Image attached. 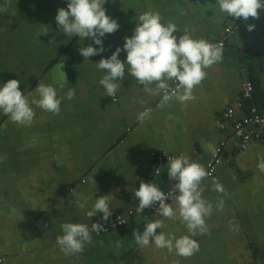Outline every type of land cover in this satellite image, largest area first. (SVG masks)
<instances>
[{
	"label": "crops",
	"instance_id": "obj_1",
	"mask_svg": "<svg viewBox=\"0 0 264 264\" xmlns=\"http://www.w3.org/2000/svg\"><path fill=\"white\" fill-rule=\"evenodd\" d=\"M214 2H106V15L120 27L106 34L107 51L89 57V63L79 48L90 40L69 39L56 27V9L65 8V0H0V83L18 79L25 93L33 92L37 83L52 85L59 96L69 88L75 91L71 100L62 101L57 115L33 106L34 119L27 127L0 115V264L264 262V173L256 168L257 158L264 157V143L238 147L232 122L219 128L228 109L234 120L247 117L251 105L264 110V10H258L257 18L226 19L217 14ZM150 10L158 11L162 22H174L181 32L177 36L187 30L210 43L224 41L222 60L205 69L193 99L184 103L162 105L159 96L138 89L142 86L127 73L113 97L105 96L97 84L101 74L94 64L122 46L136 16ZM248 25H254L251 31ZM125 55L121 51L118 58L123 61ZM245 81L253 84L247 101L242 97ZM221 141L226 146L215 177L228 195L212 191L210 179L201 181L203 196L214 210L206 220L207 234L194 237L199 243L194 255L178 257L154 245H136L133 230L142 232L144 223L159 218L154 212L137 213L121 228L91 235L79 254L67 255L55 244L65 222L91 226L104 221L99 213L86 216L101 195H109L111 219L136 209L132 194L141 181L169 189L174 182L168 180L166 161H158L159 156L184 153L206 168ZM220 199L224 205L217 210ZM157 231L186 234L178 220H166Z\"/></svg>",
	"mask_w": 264,
	"mask_h": 264
},
{
	"label": "clouds",
	"instance_id": "obj_2",
	"mask_svg": "<svg viewBox=\"0 0 264 264\" xmlns=\"http://www.w3.org/2000/svg\"><path fill=\"white\" fill-rule=\"evenodd\" d=\"M106 2L112 0H65L66 7L56 9L54 21L59 33L69 39L75 36L79 41L90 40L87 46L79 48V54L88 62L89 57L107 51L103 38L120 27L115 19L106 15L103 7ZM212 5L217 14L226 19L257 18L258 10H264V0H215ZM135 21L131 35L124 37L122 46L94 64L101 74L97 84L104 95L113 97L121 91V82L127 73L142 86L138 89L150 96H159L162 105L173 100L184 103L193 99L192 91L205 78V69L222 60V46L194 38L187 30L175 35L181 33L176 24L170 20L162 22L163 17L158 11H144L136 16ZM253 27L248 25L247 30L251 31ZM49 44H52L51 40ZM121 51L126 53L123 61L118 58ZM20 84L18 79L0 83V115L7 116L10 122L19 126L31 125L35 115L33 106L57 115L62 101L75 96L72 88L59 96L55 87L45 83H37L33 92L25 93L20 90ZM166 164L167 178L174 182L167 192L161 191L156 183L141 181L132 194L137 201L138 213L156 204L154 215L159 216L144 223L142 232L133 230V237L139 247L154 245L186 258L199 251V243L194 237L207 234L206 220L214 210L213 203L204 198L205 189L201 184L208 173L184 153L168 157ZM256 168L264 173V157L257 158ZM154 174L159 176L160 168L154 169ZM211 190L228 195L217 179L212 180ZM223 205V199L218 200L216 209H222ZM111 210L109 195H101L94 199L86 216L91 218L99 213L100 219L106 221L112 215ZM166 220H178L186 228V234L177 236L157 231L164 227ZM229 227L235 225L230 223ZM61 229L62 235L57 237L56 243L67 255L81 253L91 242L90 229L85 223L65 222ZM101 230H104L101 224L91 225L92 232Z\"/></svg>",
	"mask_w": 264,
	"mask_h": 264
},
{
	"label": "built area",
	"instance_id": "obj_3",
	"mask_svg": "<svg viewBox=\"0 0 264 264\" xmlns=\"http://www.w3.org/2000/svg\"><path fill=\"white\" fill-rule=\"evenodd\" d=\"M230 30L229 28H227L225 30L226 33H228ZM214 44H219L222 46H224V41L220 40ZM252 93H253V84L250 81H245L243 83V92H242V97L244 100H250L252 97ZM115 101V99H113ZM249 114L247 117H244L240 120H234L233 119V110L232 109H228L226 110L224 113H222L221 115V123L219 124V128L220 129H224V122H232L231 126H232V137L235 139L236 143L234 142V144L238 147H247L249 146L251 143L253 142H261L264 143V110H260L258 109L256 106L251 105L248 109ZM226 146V141H221L219 142L218 146L215 148V150L212 153L211 159L209 160V162L206 165V172L208 173V175L202 179V181L204 179H210L211 181L213 179H216L215 177V169L216 167L219 165L220 163V154L223 150V148ZM171 157V156H159L158 157V161L160 160H165L167 162V158ZM167 190L163 191V192H167ZM167 202V201H166ZM171 203V201H170ZM158 204V202H157ZM157 205L154 204L152 207L150 208H145L143 210L142 213H152L154 212V209ZM138 212L136 211V209L134 211L130 210L127 212V214L125 216L122 217H115V218H111V219H107L106 221H101L98 222V224H101L103 226L104 230H101L99 232H92L91 231V226H89L90 229V235H103L106 233H109L115 229L121 228L124 225H126L128 223V220L133 217L135 214H137ZM123 221V222H121ZM55 244L56 240H55ZM2 262V260L0 259V263ZM257 264H264V262L262 263H257Z\"/></svg>",
	"mask_w": 264,
	"mask_h": 264
}]
</instances>
